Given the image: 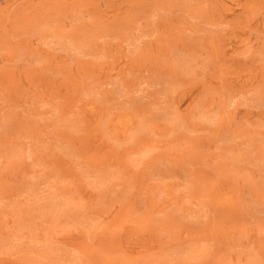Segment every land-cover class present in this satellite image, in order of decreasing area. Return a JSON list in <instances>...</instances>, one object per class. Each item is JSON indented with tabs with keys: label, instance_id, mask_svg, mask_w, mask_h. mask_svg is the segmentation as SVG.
Here are the masks:
<instances>
[{
	"label": "rangeland",
	"instance_id": "obj_1",
	"mask_svg": "<svg viewBox=\"0 0 264 264\" xmlns=\"http://www.w3.org/2000/svg\"><path fill=\"white\" fill-rule=\"evenodd\" d=\"M0 264H264V0H0Z\"/></svg>",
	"mask_w": 264,
	"mask_h": 264
},
{
	"label": "bare ground",
	"instance_id": "obj_2",
	"mask_svg": "<svg viewBox=\"0 0 264 264\" xmlns=\"http://www.w3.org/2000/svg\"><path fill=\"white\" fill-rule=\"evenodd\" d=\"M229 43H230V42H229ZM229 43H228V44H229ZM94 107H95V106H94ZM123 120H124V117H123ZM126 120H128V119H126ZM123 124H124V123H123ZM127 125H128V124H127ZM124 126H125V125H124ZM221 187H222V186H221Z\"/></svg>",
	"mask_w": 264,
	"mask_h": 264
}]
</instances>
